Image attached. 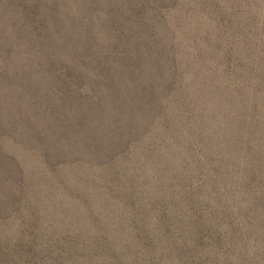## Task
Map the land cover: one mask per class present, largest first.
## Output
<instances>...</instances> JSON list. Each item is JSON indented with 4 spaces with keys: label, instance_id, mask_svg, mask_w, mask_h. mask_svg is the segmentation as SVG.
<instances>
[{
    "label": "rangeland",
    "instance_id": "1",
    "mask_svg": "<svg viewBox=\"0 0 264 264\" xmlns=\"http://www.w3.org/2000/svg\"><path fill=\"white\" fill-rule=\"evenodd\" d=\"M0 264H264V0H0Z\"/></svg>",
    "mask_w": 264,
    "mask_h": 264
}]
</instances>
